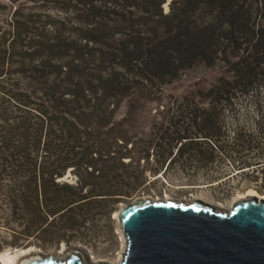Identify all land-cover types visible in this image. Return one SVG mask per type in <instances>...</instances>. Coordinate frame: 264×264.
<instances>
[{"label":"trees","instance_id":"obj_1","mask_svg":"<svg viewBox=\"0 0 264 264\" xmlns=\"http://www.w3.org/2000/svg\"><path fill=\"white\" fill-rule=\"evenodd\" d=\"M30 1L58 14L44 13L30 31L17 19L0 37V178L14 177L12 197H25L36 236L55 216L79 222L93 197L130 196L128 168L152 156L160 166L144 171L179 165L210 184L240 176L264 194V0H172L167 12V0ZM14 55L20 67L10 71ZM199 64L224 71L207 87L165 94ZM16 76L29 82L22 87ZM238 101L231 131L226 113ZM151 103L147 138H133ZM224 160L237 162L232 176L215 168ZM69 169L76 183L59 180Z\"/></svg>","mask_w":264,"mask_h":264},{"label":"rangeland","instance_id":"obj_2","mask_svg":"<svg viewBox=\"0 0 264 264\" xmlns=\"http://www.w3.org/2000/svg\"><path fill=\"white\" fill-rule=\"evenodd\" d=\"M167 0L164 4V10L169 11V3ZM53 15L58 12L44 1L33 2L30 0H0V37L3 31H9L13 28V21H23L26 28L35 27L33 21H38V25L42 26L45 20L44 13L49 12ZM33 24L31 25V23ZM29 27V28H28ZM34 29V28H32ZM34 32V30H32ZM1 47V46H0ZM24 48L22 51H25ZM20 49L11 51L16 54ZM14 63H6V67L11 71H17L20 67L17 55L12 56ZM27 65V64H26ZM224 71V65L218 64L213 68H208L204 64L186 70L179 79L171 84L164 86L165 94L183 95L199 87L209 86L214 78ZM21 84L29 82V80L15 77ZM15 79V80H16ZM40 84L38 83L37 86ZM24 87V86H22ZM2 97V93H0ZM241 103V102H240ZM239 101L234 105L233 110L226 113L227 127L233 131L239 124ZM8 108L9 103H5ZM155 103L149 104L147 112H140L139 122L136 128L131 130L129 135L133 138H147L151 125L152 115L156 111ZM27 108V107H26ZM127 104L123 103L117 118L120 119L126 112ZM147 110V109H146ZM232 133V132H231ZM232 141V139H229ZM144 143L138 141V146L132 148L131 154L139 157ZM123 149L122 147H119ZM131 148V144L128 145ZM130 158H125L128 163ZM141 164H135L128 168V174L133 176L130 180L131 184L127 188H123L124 193L130 191V196H121L115 202L111 197H93L91 203L79 209V222L74 219L68 222L67 217L55 216L49 232L45 235H37L35 233L36 222H32L30 210H27L25 197H12L15 187V179L8 173L0 178V264L3 261V253L14 255L20 249H29L25 254L20 255L16 264H21L25 259L43 254L58 255L61 259L71 254L73 251H79L82 258L87 264H122L123 255L127 252V238L122 229L119 219L120 210L129 204L139 200L154 201H176L178 203L192 204L194 200H202L216 207V209L230 210L240 199H245L243 195L247 190V184L251 181L244 177L233 176L220 184L206 183L202 174L198 178H189L185 174L178 171L179 165L169 169L166 173L160 171L154 173L149 169L144 171V165L150 168L160 166L156 157L152 156L149 163L144 159L140 160ZM107 163V162H106ZM233 160L219 161L215 164V168L223 169L228 174L233 171ZM194 164H187V168L194 169ZM167 164L164 165L166 168ZM163 168V169H164ZM69 169L64 177L59 180L62 182L76 183L77 176ZM124 172V170H123ZM125 173V172H124ZM192 173V170H191ZM127 175V176H130ZM231 174L230 176H232ZM199 197V198H198ZM243 197V198H242ZM247 198V197H246ZM50 217L49 220H52ZM75 224L77 226H75ZM74 226V227H73ZM30 232L28 235L27 233ZM18 249V250H17Z\"/></svg>","mask_w":264,"mask_h":264},{"label":"water","instance_id":"obj_3","mask_svg":"<svg viewBox=\"0 0 264 264\" xmlns=\"http://www.w3.org/2000/svg\"><path fill=\"white\" fill-rule=\"evenodd\" d=\"M127 238L122 264H264V200L219 211L202 200H139L119 212ZM81 253L37 255L21 264H84Z\"/></svg>","mask_w":264,"mask_h":264},{"label":"bare ground","instance_id":"obj_4","mask_svg":"<svg viewBox=\"0 0 264 264\" xmlns=\"http://www.w3.org/2000/svg\"><path fill=\"white\" fill-rule=\"evenodd\" d=\"M250 196H255L256 198H258L260 200H264V194H260L259 192H257L253 188L247 189L245 191V194L243 195V197H245V198L246 197L248 198ZM167 201H171L170 198L167 199ZM186 204H188V203H186ZM219 211H221V210H219ZM27 251H29V249H20L14 255H9V252L8 253H3V255H2L3 256V261H4L5 264H16V261H17L18 257L20 255L25 254ZM125 255H126V253L123 255V260H124ZM81 257H82V255H81ZM81 259H82L84 264H87V263L84 262L83 258H81Z\"/></svg>","mask_w":264,"mask_h":264}]
</instances>
